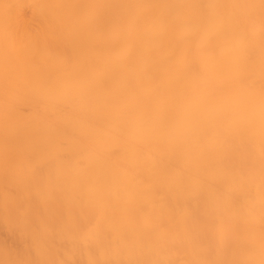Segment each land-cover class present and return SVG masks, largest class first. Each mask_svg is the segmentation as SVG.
I'll return each instance as SVG.
<instances>
[{"label": "clouds", "instance_id": "1", "mask_svg": "<svg viewBox=\"0 0 264 264\" xmlns=\"http://www.w3.org/2000/svg\"><path fill=\"white\" fill-rule=\"evenodd\" d=\"M70 6V0H33L32 19L39 31L27 44L0 24V150L15 137L22 116L30 122V137L47 145L41 154L18 149L12 161L0 164V176L14 180L13 201L30 202L35 197L46 207L60 209L51 226L40 228L27 210L0 215V232L5 234L0 236V264H264V0H210L208 7L214 12L241 9L244 13L235 46L224 54L246 61V41L259 39L262 59L258 69L237 80L230 95L207 104L205 111L211 117L237 110L239 116L229 120L228 139L217 133L198 145L200 167L194 178L187 174L192 159L188 139L166 131L156 134L160 162L153 163L148 173L133 176L136 197L126 201L132 204V218L148 241L137 260L129 258L113 235L122 222L113 206L115 191L105 179L82 175L87 165L81 161L92 147L87 121L69 124L66 119L90 98L87 87L76 80L73 54L58 43L72 35ZM138 7L159 22L161 31L171 29L180 38L196 35V27L176 22L169 5L139 0ZM26 47L31 54L23 74L17 86L9 88L7 54ZM219 150L243 153L251 167L249 203L259 208L254 217L257 230L241 261L191 258L194 235H223L232 224L225 210L223 180H235L240 172L231 167L220 171L213 155ZM122 192L127 196L129 188Z\"/></svg>", "mask_w": 264, "mask_h": 264}, {"label": "bare ground", "instance_id": "2", "mask_svg": "<svg viewBox=\"0 0 264 264\" xmlns=\"http://www.w3.org/2000/svg\"><path fill=\"white\" fill-rule=\"evenodd\" d=\"M32 2L0 0V24L24 44L39 31L32 19ZM138 3L70 0L72 35L70 40L58 42L73 54L76 80L90 95L87 104L66 117L69 124L79 119L89 125L92 147L86 155L80 154L85 155L81 163L87 165L82 175L85 179H105L115 191L113 206L122 222L113 235L132 260L141 258L148 241L132 218V204L126 201L136 197L131 187L133 176L148 173L153 163L160 162L156 134L166 131L188 139L192 159L187 174L194 178L200 167L198 145L217 133L228 139L229 120L239 116L237 110L211 117L205 111L207 104L219 103L230 95L237 80L258 69L262 59L259 39L246 41V61L224 54L235 46L240 34L244 22L241 9L214 12L208 7L210 0H152L157 6L169 5L177 23L197 28L196 35L180 38L171 29L161 31L159 22ZM30 54V47L9 50L5 65L9 88L17 86ZM29 127L26 116L19 117L15 137L0 150V164L12 161L20 148L36 154L46 151L45 142L30 137ZM213 155L220 171L231 167L240 172L235 180H223L225 210L232 224L223 235H194L191 258L241 261L257 230L254 217L259 211L249 203L250 162L243 153L219 150ZM14 184L7 175L0 176V215L27 210L37 228L51 226L60 209L46 207L35 197L30 202L13 201L11 197L17 195ZM125 186L129 188L127 196L122 192ZM205 195L213 198L211 192Z\"/></svg>", "mask_w": 264, "mask_h": 264}]
</instances>
